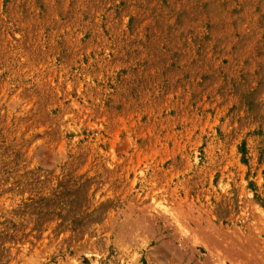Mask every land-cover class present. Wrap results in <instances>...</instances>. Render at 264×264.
I'll return each instance as SVG.
<instances>
[{"label": "rangeland", "instance_id": "374dc122", "mask_svg": "<svg viewBox=\"0 0 264 264\" xmlns=\"http://www.w3.org/2000/svg\"><path fill=\"white\" fill-rule=\"evenodd\" d=\"M0 264H264V0H0Z\"/></svg>", "mask_w": 264, "mask_h": 264}]
</instances>
